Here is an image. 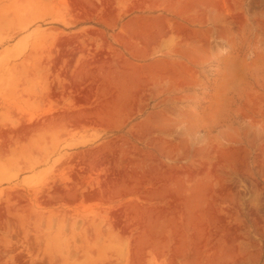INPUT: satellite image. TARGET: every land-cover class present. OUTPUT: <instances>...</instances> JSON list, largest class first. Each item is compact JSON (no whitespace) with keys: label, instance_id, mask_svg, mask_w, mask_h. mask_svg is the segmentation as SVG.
<instances>
[{"label":"rangeland","instance_id":"rangeland-1","mask_svg":"<svg viewBox=\"0 0 264 264\" xmlns=\"http://www.w3.org/2000/svg\"><path fill=\"white\" fill-rule=\"evenodd\" d=\"M0 264H264V0H0Z\"/></svg>","mask_w":264,"mask_h":264}]
</instances>
